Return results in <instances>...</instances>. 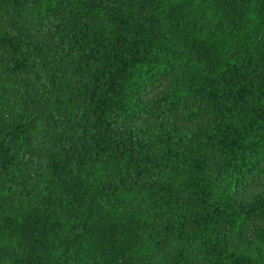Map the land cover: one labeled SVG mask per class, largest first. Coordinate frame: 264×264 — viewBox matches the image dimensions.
<instances>
[{
    "label": "trees",
    "instance_id": "16d2710c",
    "mask_svg": "<svg viewBox=\"0 0 264 264\" xmlns=\"http://www.w3.org/2000/svg\"><path fill=\"white\" fill-rule=\"evenodd\" d=\"M0 264H264V0H0Z\"/></svg>",
    "mask_w": 264,
    "mask_h": 264
},
{
    "label": "rangeland",
    "instance_id": "374dc122",
    "mask_svg": "<svg viewBox=\"0 0 264 264\" xmlns=\"http://www.w3.org/2000/svg\"><path fill=\"white\" fill-rule=\"evenodd\" d=\"M156 88H157V86L154 85V89H156ZM186 105H187V103H186V104H183V105H181V106L176 107V108L173 110V112H176V111L180 112V111H182V110L186 107Z\"/></svg>",
    "mask_w": 264,
    "mask_h": 264
}]
</instances>
